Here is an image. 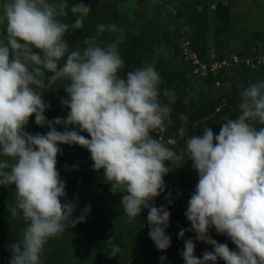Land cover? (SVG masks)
<instances>
[{
	"label": "clouds",
	"instance_id": "9594fccd",
	"mask_svg": "<svg viewBox=\"0 0 264 264\" xmlns=\"http://www.w3.org/2000/svg\"><path fill=\"white\" fill-rule=\"evenodd\" d=\"M90 10L83 3L72 5L76 19L69 25L58 19L63 12L50 0L0 4V23L6 25L0 39V186L15 185L16 203L8 210L27 224L22 238L11 245L9 264H40L46 242L84 222L90 212L86 206L73 218L75 203L61 202L67 194L56 168L60 144H76L90 152L93 170L103 169L110 191L123 193L120 204L130 219L148 209L149 237L159 251L170 247L165 232L170 212L150 201L164 191V177L170 171L166 162H179L186 152L198 173L185 212L191 223L188 230L213 251L197 258L195 244L188 239L181 253L185 264H216L218 258L225 264H264V81L242 90L240 114L227 119L218 135L206 127L202 135L187 139L186 150L178 155L150 135L165 127L170 114V108L160 103L161 78L153 64L122 77L118 73L125 62L119 40L101 45L88 37L83 47L69 48L66 33L81 28ZM108 29L117 31L115 25ZM104 30L105 25L98 26V31ZM57 81H67L63 87L67 98L61 104L69 111L63 119L48 121L44 112L49 105L38 89L51 88ZM164 95L170 103L175 99L169 90ZM33 115L36 125L50 129L46 134L25 131ZM56 125L64 131H57ZM80 132H87L90 139ZM212 227L230 238L237 251L212 239L208 235ZM188 230L182 229L179 236ZM119 251L114 245L110 254Z\"/></svg>",
	"mask_w": 264,
	"mask_h": 264
},
{
	"label": "trees",
	"instance_id": "16d2710c",
	"mask_svg": "<svg viewBox=\"0 0 264 264\" xmlns=\"http://www.w3.org/2000/svg\"><path fill=\"white\" fill-rule=\"evenodd\" d=\"M74 21L75 18L68 24L71 25ZM5 29L6 25L0 26V39L6 35ZM88 37L86 23L79 29L70 28L65 35L70 49H75L77 44L83 47V41ZM33 51L39 52L38 49ZM118 51L125 62L118 73L120 76L146 64H153L163 78L165 72L151 61V48L144 42L119 43ZM196 56L202 60L199 54ZM48 75L51 73H46ZM66 83L67 81H57L51 88L38 89L43 93L42 99L49 105L44 112L46 120L66 117L69 109L61 104V100L67 98L63 89ZM183 84V72L171 71L165 83L158 86L160 103L170 108V114L165 119V127L155 129L161 133L160 136L153 130L150 132L153 138L160 139L178 155L186 150L187 137L202 135L206 127H211L214 135H218L221 125L227 119L237 118L240 114V94L250 83H243L240 88L219 98L201 102L191 99L182 88ZM165 90L175 93L173 102L170 103L164 95ZM181 116L187 119H181ZM71 127L79 131L76 126ZM56 129L64 131L62 125H56ZM49 130L47 126L36 125L34 115L29 118L25 127V131L32 135L46 134ZM80 134L90 139L87 132ZM58 146L62 152L57 155L56 168L61 180L65 182L67 194L66 197H61V202L70 200L75 203L73 218H78L86 206H90V212L84 222L46 242L40 264H185L181 253L184 242L188 239H192L195 244L194 256L197 258L202 259L205 251H213L212 245L198 241L196 233L188 230L191 229V223L185 212L198 183V173L192 168V161L188 160L186 152L179 162H166V166L170 165V171L164 177V191L150 201L156 207L166 206L170 212L169 226L165 229L170 236V247L159 251L149 237L148 209H142L140 216L130 219L120 204L123 193L113 194L110 191L111 185L104 181V170H93L94 162L90 152L76 144ZM15 195V185L0 186V264H9L13 255L11 245L22 238L21 234L27 226L21 215L13 218L8 210V206L16 203ZM166 196L169 198L166 199ZM182 229L188 230L183 238L179 236ZM208 235L218 243L227 244L230 250L237 251L231 239L218 234L214 227L209 228ZM114 245L120 248L116 256L110 254ZM161 256L166 259L161 261ZM216 264L225 262L218 258Z\"/></svg>",
	"mask_w": 264,
	"mask_h": 264
},
{
	"label": "rangeland",
	"instance_id": "374dc122",
	"mask_svg": "<svg viewBox=\"0 0 264 264\" xmlns=\"http://www.w3.org/2000/svg\"><path fill=\"white\" fill-rule=\"evenodd\" d=\"M3 2L0 0V4ZM50 2L59 5L63 12L59 18L65 23L76 19L72 5H88L91 10L83 23L89 36L101 45L117 40L120 44L144 42L151 48V61L165 72L162 78L156 69L159 85L165 83L169 72H183L182 88L196 102L224 96L243 83L264 81V0ZM99 25H105L103 32L98 31ZM110 25L117 31H110ZM184 48L199 54L202 60L197 58L193 64L183 54ZM232 57L238 61L232 63ZM220 59L227 65L219 67Z\"/></svg>",
	"mask_w": 264,
	"mask_h": 264
},
{
	"label": "built area",
	"instance_id": "2783aa9c",
	"mask_svg": "<svg viewBox=\"0 0 264 264\" xmlns=\"http://www.w3.org/2000/svg\"><path fill=\"white\" fill-rule=\"evenodd\" d=\"M183 54L184 55H187V57L189 58V61H191L193 64H196L197 63V56L196 54H194L193 52H191L190 50H188L187 48H184L183 49ZM231 62L232 63H235L238 61L237 57H232ZM187 59V58H186ZM227 65V61L225 59H222L218 62V66L221 67V66H225ZM154 133L158 134L160 136V132L158 130H153Z\"/></svg>",
	"mask_w": 264,
	"mask_h": 264
}]
</instances>
